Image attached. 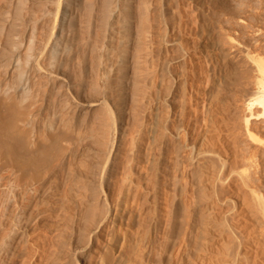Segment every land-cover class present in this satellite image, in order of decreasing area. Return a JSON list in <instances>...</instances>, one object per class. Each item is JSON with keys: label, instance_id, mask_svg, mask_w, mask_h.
Instances as JSON below:
<instances>
[{"label": "bare ground", "instance_id": "bare-ground-1", "mask_svg": "<svg viewBox=\"0 0 264 264\" xmlns=\"http://www.w3.org/2000/svg\"><path fill=\"white\" fill-rule=\"evenodd\" d=\"M219 1L0 0V264H264V56Z\"/></svg>", "mask_w": 264, "mask_h": 264}, {"label": "rangeland", "instance_id": "rangeland-1", "mask_svg": "<svg viewBox=\"0 0 264 264\" xmlns=\"http://www.w3.org/2000/svg\"><path fill=\"white\" fill-rule=\"evenodd\" d=\"M243 2V3H240V2ZM221 2V3H220ZM219 3L221 4V5H219V11H221L222 13H223V15L221 16L222 17V20H223V22L227 19V20H230V21H232V19H233V22H232V24H236L237 22V24L233 27L232 26V24H227L226 25V28L228 27H230V29L229 30H232L231 32H233L232 34H234V35H232V37H233V39H234V37H235V39H234V41H235V44L237 43V42H239V43H237V45H241L240 43L242 42H244V45H245V47H249L250 48V50H252V49H255V50H252L253 52H254V54H258V53H261V54H258V55H261V56H264V47L262 48V46H261V43L262 42H264V36H263V34H261V36H260V34H258L257 33V31H258V27H260L261 29H263V30H261V31H263L264 32V19H262V18H264V0H220L219 1ZM229 3V4H228ZM231 3V4H230ZM222 4H224V5H222ZM236 4V5H235ZM240 4V5H239ZM243 6H242V5ZM228 7H227V6ZM231 7H230V6ZM242 6V8H240V7ZM230 7V8H229ZM235 7V8H234ZM228 8V9H227ZM236 8H237V10H236ZM235 9V10H234ZM232 10V11H231ZM228 11V12H227ZM220 12V13H221ZM229 13H232V14H229ZM227 14H229L230 16H228ZM237 16H236V15ZM232 15H233V17H232ZM228 16V17H227ZM230 17V18H229ZM253 17H254V19H253ZM252 18V19H251ZM260 20H259V19ZM241 19V20H240ZM257 20V21H254V20ZM237 20V21H236ZM239 20V21H238ZM242 20L244 21V22H242ZM261 20H263V21H261ZM240 21H241V23H240ZM261 21V22H260ZM243 23V24H242ZM257 23V24H256ZM262 23V24H261ZM246 24H248V25H246ZM257 25V26H256ZM241 26V27H240ZM245 26V27H244ZM263 26V27H262ZM233 27V28H232ZM243 27V28H242ZM249 27V28H248ZM232 28V29H231ZM238 28V29H237ZM241 28L244 30V29H246V30H248L247 32H249V33H247V35H246V30H241ZM258 28V29H257ZM236 31H234V30ZM240 30V31H239ZM255 30V31H254ZM243 31V32H242ZM255 32H256V34H255ZM239 33H241V34H239ZM243 34H244V36H243ZM248 36V37H247ZM257 36H258V38H257ZM243 37V38H242ZM255 37H256V39H255ZM249 40H248V39ZM263 38V40H261ZM245 39V40H244ZM260 41H258V40ZM248 40V41H247ZM255 40L257 41L256 43H255ZM237 41V42H236ZM246 41V42H245ZM249 42V43H248ZM247 43V44H246ZM264 44V43H263ZM262 44V45H263ZM261 47V48H260ZM257 48V49H256ZM263 49V50H262ZM257 50V52L258 53H256L255 51ZM263 53H262V52Z\"/></svg>", "mask_w": 264, "mask_h": 264}]
</instances>
